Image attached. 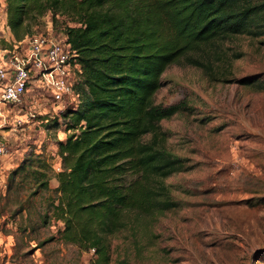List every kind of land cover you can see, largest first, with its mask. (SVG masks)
Instances as JSON below:
<instances>
[{
	"label": "rangeland",
	"instance_id": "374dc122",
	"mask_svg": "<svg viewBox=\"0 0 264 264\" xmlns=\"http://www.w3.org/2000/svg\"><path fill=\"white\" fill-rule=\"evenodd\" d=\"M64 22L52 25L55 34ZM49 23L46 15L40 31ZM12 42L0 0V52ZM211 46L221 53L214 69L224 81L194 66L172 65L153 99L183 105L160 122L170 150L188 167L165 179L176 207L127 216L125 228L110 237L111 264H264V36ZM35 92L0 117V264H93L92 250L58 239L62 223L50 217L58 195V143L67 131L54 124L52 107ZM41 173L46 188L36 181Z\"/></svg>",
	"mask_w": 264,
	"mask_h": 264
},
{
	"label": "trees",
	"instance_id": "16d2710c",
	"mask_svg": "<svg viewBox=\"0 0 264 264\" xmlns=\"http://www.w3.org/2000/svg\"><path fill=\"white\" fill-rule=\"evenodd\" d=\"M4 3L13 42L40 31L46 15L53 26L58 18L65 21L61 33L80 65L73 88L78 101L52 118L67 135L58 143V195L50 202V217L62 223L60 241L92 250L93 264H111L110 237L125 228L126 217L175 208L165 179L188 168L172 153L160 126L182 103L153 101L162 74L185 64L224 81L214 69L221 53L210 46L242 35L264 36V0ZM38 176L39 185L48 187L44 175Z\"/></svg>",
	"mask_w": 264,
	"mask_h": 264
},
{
	"label": "built area",
	"instance_id": "2783aa9c",
	"mask_svg": "<svg viewBox=\"0 0 264 264\" xmlns=\"http://www.w3.org/2000/svg\"><path fill=\"white\" fill-rule=\"evenodd\" d=\"M79 73L76 53L65 43L62 33H54L51 23L45 31L12 42L9 49L0 52V117L2 111L26 104L34 91L56 115L75 106L78 97L73 88ZM33 105L30 102L29 119L37 115ZM4 153L0 143V156Z\"/></svg>",
	"mask_w": 264,
	"mask_h": 264
}]
</instances>
